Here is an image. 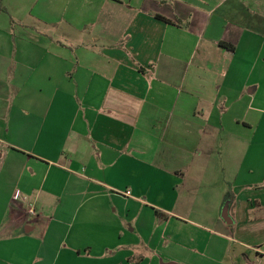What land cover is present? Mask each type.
Listing matches in <instances>:
<instances>
[{
	"label": "crops",
	"instance_id": "crops-1",
	"mask_svg": "<svg viewBox=\"0 0 264 264\" xmlns=\"http://www.w3.org/2000/svg\"><path fill=\"white\" fill-rule=\"evenodd\" d=\"M155 163L232 223L149 202L139 254L110 198ZM0 264H264V0H0Z\"/></svg>",
	"mask_w": 264,
	"mask_h": 264
},
{
	"label": "rangeland",
	"instance_id": "rangeland-1",
	"mask_svg": "<svg viewBox=\"0 0 264 264\" xmlns=\"http://www.w3.org/2000/svg\"><path fill=\"white\" fill-rule=\"evenodd\" d=\"M118 168H121V164ZM169 168L170 166L164 163H155L151 166H134L133 169L135 174H132V177L142 185L143 194H135L133 197L128 196V200L126 203H123V205H121L120 202L116 204L114 200L110 198V208L112 211L114 208L116 209L115 212L119 215L117 223L124 229L122 233L125 237L124 240L133 241L134 250H140L141 252L138 253L146 257L155 255L163 259L161 245L157 246L154 242L151 246L144 247L142 243V240H146L148 236H150L151 239L156 238V226L149 224L145 226L147 221H149L147 212V209H151L149 202L158 209L166 208L167 210L171 208L170 212L181 218L203 220L211 223L215 217H219L220 221L225 223L221 218L222 209L226 203H229L232 195L228 197V194H232L233 186L235 185L234 183L220 182L218 174L215 175L213 180L209 181L204 174V178H201L200 182L198 179L194 178L185 182L183 181L182 183L171 181L169 184L161 187L164 192H155L156 188L162 184L161 180L157 179L158 176L166 173ZM218 169L221 170V166H219ZM151 174H154L156 180L149 177ZM175 175L176 174H173V176ZM138 182H135V184H138ZM146 184L152 187L153 190L151 192L146 189ZM101 189L104 193L110 195L116 192L106 187H101ZM122 194L124 195V193ZM130 205L131 208L129 207ZM162 211L159 210L160 214L156 215L157 217L155 216L157 221L164 219V216L167 215ZM228 217L230 218L229 214ZM188 229L193 235L198 233L196 236L202 233L195 228ZM160 237L161 235L157 236V238ZM165 237L166 235L163 236V238Z\"/></svg>",
	"mask_w": 264,
	"mask_h": 264
},
{
	"label": "water",
	"instance_id": "water-1",
	"mask_svg": "<svg viewBox=\"0 0 264 264\" xmlns=\"http://www.w3.org/2000/svg\"><path fill=\"white\" fill-rule=\"evenodd\" d=\"M228 205L229 203H226L224 208L222 209V213H221V218L228 224H231L232 221L231 219L228 217Z\"/></svg>",
	"mask_w": 264,
	"mask_h": 264
},
{
	"label": "built area",
	"instance_id": "built-area-1",
	"mask_svg": "<svg viewBox=\"0 0 264 264\" xmlns=\"http://www.w3.org/2000/svg\"><path fill=\"white\" fill-rule=\"evenodd\" d=\"M124 195L125 196H130V192L129 191H125ZM16 197H17V194H14L13 198L16 199ZM28 214L30 216H37V214H36V212H35V210H34V208L32 206L29 208Z\"/></svg>",
	"mask_w": 264,
	"mask_h": 264
},
{
	"label": "trees",
	"instance_id": "trees-1",
	"mask_svg": "<svg viewBox=\"0 0 264 264\" xmlns=\"http://www.w3.org/2000/svg\"><path fill=\"white\" fill-rule=\"evenodd\" d=\"M157 18H159L160 20H163V21H165V22H167V23H170L169 20H167V19H165V18H163V17L157 16Z\"/></svg>",
	"mask_w": 264,
	"mask_h": 264
}]
</instances>
